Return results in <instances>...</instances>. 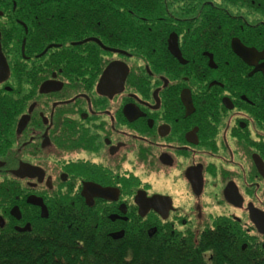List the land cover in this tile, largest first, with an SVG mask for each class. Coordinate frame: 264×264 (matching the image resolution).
Here are the masks:
<instances>
[{"label":"flooded vegetation","instance_id":"flooded-vegetation-1","mask_svg":"<svg viewBox=\"0 0 264 264\" xmlns=\"http://www.w3.org/2000/svg\"><path fill=\"white\" fill-rule=\"evenodd\" d=\"M169 2L159 42L134 51L95 36L32 49L30 28L62 19L0 7V230L223 227L264 258V0Z\"/></svg>","mask_w":264,"mask_h":264},{"label":"trees","instance_id":"trees-1","mask_svg":"<svg viewBox=\"0 0 264 264\" xmlns=\"http://www.w3.org/2000/svg\"><path fill=\"white\" fill-rule=\"evenodd\" d=\"M13 2L25 19H62L42 29L30 28L28 43L38 49L51 41L65 43L85 36L132 51L146 43L155 46L161 34L158 28L163 26L159 20L169 9V0H0V7L9 9ZM70 19L94 22L85 27L68 23ZM86 49L99 50L93 44ZM90 224L65 215L39 233L0 230V264H264L257 251L241 249L242 234H229L223 227L205 232L196 241L162 232L149 237L141 229L111 240L83 229Z\"/></svg>","mask_w":264,"mask_h":264},{"label":"water","instance_id":"water-1","mask_svg":"<svg viewBox=\"0 0 264 264\" xmlns=\"http://www.w3.org/2000/svg\"><path fill=\"white\" fill-rule=\"evenodd\" d=\"M92 40H95V41H97L98 42V40H96L95 38H91ZM99 43V42H98ZM107 49V48H106ZM235 51L237 52L238 50L237 49H235ZM0 67H1V72L3 73V74H5V76H7V74H8V67H7V65H6V63H4V58H3V55H2V53H1V49H0ZM109 69V68H108ZM0 72V73H1ZM2 80V78H0V81Z\"/></svg>","mask_w":264,"mask_h":264},{"label":"rangeland","instance_id":"rangeland-1","mask_svg":"<svg viewBox=\"0 0 264 264\" xmlns=\"http://www.w3.org/2000/svg\"><path fill=\"white\" fill-rule=\"evenodd\" d=\"M244 243V242H243Z\"/></svg>","mask_w":264,"mask_h":264}]
</instances>
